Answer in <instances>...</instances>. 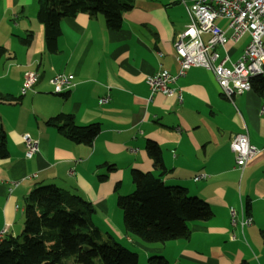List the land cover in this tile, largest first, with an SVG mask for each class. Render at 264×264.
I'll list each match as a JSON object with an SVG mask.
<instances>
[{
	"label": "crops",
	"instance_id": "0c3cea01",
	"mask_svg": "<svg viewBox=\"0 0 264 264\" xmlns=\"http://www.w3.org/2000/svg\"><path fill=\"white\" fill-rule=\"evenodd\" d=\"M36 12L37 0H0V92L19 98L0 103L8 150L0 159L3 237L21 232L30 189L54 184L89 201L95 208L93 223L102 231L95 219L103 220L116 234L108 235L132 243L141 264L151 255L165 257L168 264H264V96L251 88L228 99L213 72L202 67L189 68L173 84L181 100L178 92H151L146 82L163 68L177 71L173 40L188 22L183 2L135 0L117 29L107 27L101 15L65 17L53 52ZM216 22L226 27L224 20ZM30 34L29 42L21 41ZM248 39L244 34L228 41L218 48L220 56L236 60ZM29 69L39 79L21 95ZM54 72L73 74L74 85L53 93L48 79ZM103 96L109 98L105 103L99 101ZM60 113L71 114L79 125H100L91 145L74 143L47 124ZM24 133L38 139L31 158L24 156ZM238 133L260 149L242 170L229 148ZM147 140L161 147L163 182L186 187L211 207L209 219L189 223L188 238L146 243L123 228L117 197L133 189L132 169L158 173ZM106 165L115 170L100 181L97 175L106 172ZM198 174L206 177L194 180ZM246 216L252 223L240 227L238 220Z\"/></svg>",
	"mask_w": 264,
	"mask_h": 264
},
{
	"label": "trees",
	"instance_id": "16d2710c",
	"mask_svg": "<svg viewBox=\"0 0 264 264\" xmlns=\"http://www.w3.org/2000/svg\"><path fill=\"white\" fill-rule=\"evenodd\" d=\"M134 3L135 0H37L36 18L43 25L47 48L53 52L65 17L79 12L101 15L107 27L117 29L123 14ZM30 37L31 34L21 41L27 43ZM251 84L264 96L263 74L253 77ZM18 99L0 92V103H14ZM47 124L77 144L91 145L100 130L98 123L79 125L66 113L57 114ZM145 147L158 173L132 169L133 189L117 197L123 228L146 243L188 238L189 223L209 219L213 215L211 207L204 199L190 195L186 187L165 184L161 147L152 140H147ZM7 155L5 131L0 126V159ZM113 170V165H106V172L97 175L98 179L106 180ZM94 212L89 201L54 184L34 186L24 200L21 232L0 239V264H141L137 251L110 235L103 238L92 221ZM146 264L168 261L163 256L151 255Z\"/></svg>",
	"mask_w": 264,
	"mask_h": 264
},
{
	"label": "built area",
	"instance_id": "2783aa9c",
	"mask_svg": "<svg viewBox=\"0 0 264 264\" xmlns=\"http://www.w3.org/2000/svg\"><path fill=\"white\" fill-rule=\"evenodd\" d=\"M185 6L188 22L174 38V58L178 68L170 73L166 68L147 76L146 82L151 90L163 94L179 93L174 83L191 67H202L213 72L220 92L231 99L251 90L253 77L264 73V0H181ZM224 20L226 27L217 24ZM244 34L249 39L238 58L230 61L228 54L220 56L218 48H224L228 41L236 42ZM204 35L207 38L204 39ZM39 73L27 70L20 85V94L34 89ZM52 92L62 94L74 85L73 74L54 72L48 79ZM173 85V86H172ZM177 97L181 100L180 93ZM109 100L108 96L99 99L101 103ZM264 111V105L261 107ZM25 146L24 156L31 158L38 152V139L29 133L22 134ZM229 148L234 155L237 168L242 170L259 152L251 144L245 133L233 136ZM198 174L194 180L204 178ZM230 221L236 225V213L230 208ZM240 227L252 223L251 216L238 220ZM6 228L0 230V239ZM234 237V234L232 238Z\"/></svg>",
	"mask_w": 264,
	"mask_h": 264
},
{
	"label": "rangeland",
	"instance_id": "374dc122",
	"mask_svg": "<svg viewBox=\"0 0 264 264\" xmlns=\"http://www.w3.org/2000/svg\"><path fill=\"white\" fill-rule=\"evenodd\" d=\"M126 193H128V192H126ZM129 193H130V192H129ZM100 218H101V217H100ZM95 220L98 221L100 227L102 228V233H103L105 236H107L109 233L112 234L114 237L116 236L115 232H113L112 229H110L108 225H106V224L103 223V220H99V218H97V217H96ZM107 229H109V230H107ZM21 230H22V228H21ZM21 230H19V231H21ZM120 242H121L122 244H125L126 246H128V247H130V248H134V247H132V246H134L132 243H126L124 240H122V241H120ZM70 259H71V258H70ZM141 260H142V259H140V261H141Z\"/></svg>",
	"mask_w": 264,
	"mask_h": 264
},
{
	"label": "water",
	"instance_id": "95a60500",
	"mask_svg": "<svg viewBox=\"0 0 264 264\" xmlns=\"http://www.w3.org/2000/svg\"><path fill=\"white\" fill-rule=\"evenodd\" d=\"M31 190V189H30ZM29 193V192H28ZM28 195V194H27Z\"/></svg>",
	"mask_w": 264,
	"mask_h": 264
}]
</instances>
